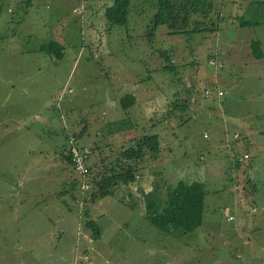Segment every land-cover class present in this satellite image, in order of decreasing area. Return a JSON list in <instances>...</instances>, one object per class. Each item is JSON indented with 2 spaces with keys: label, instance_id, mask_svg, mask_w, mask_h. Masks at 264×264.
<instances>
[{
  "label": "rangeland",
  "instance_id": "rangeland-1",
  "mask_svg": "<svg viewBox=\"0 0 264 264\" xmlns=\"http://www.w3.org/2000/svg\"><path fill=\"white\" fill-rule=\"evenodd\" d=\"M95 1L0 0V264H264V57L247 43L264 40V1L212 0L215 30L159 24L152 41V0H131L124 25L95 23ZM56 30L61 57L45 50ZM125 94L135 98L127 111ZM81 129L76 141L94 144L96 166L158 135L159 154L141 159L134 181L138 208L113 195L83 199L87 178L59 154ZM61 168L77 185L56 193ZM179 179L204 183L202 222L167 233L145 217L141 196Z\"/></svg>",
  "mask_w": 264,
  "mask_h": 264
},
{
  "label": "trees",
  "instance_id": "trees-1",
  "mask_svg": "<svg viewBox=\"0 0 264 264\" xmlns=\"http://www.w3.org/2000/svg\"><path fill=\"white\" fill-rule=\"evenodd\" d=\"M130 3L131 0H113L104 9L106 19L110 23L126 24ZM152 6L155 11L145 29V36L151 41L159 24H165L168 31L172 33L213 31L216 29L215 21L210 17L213 10L212 0H152ZM257 23L258 21L240 18L238 25L246 26ZM51 45H56L58 50L53 51ZM260 45L259 40L251 42L255 58H261L263 55ZM46 50L50 53L53 52L56 57L62 56L61 46L57 42L48 44ZM162 54L168 56L165 51ZM169 61L170 59L167 61V65H163V68L172 67ZM134 101L135 98L132 94H125L120 97V103L125 111ZM83 132L84 130L81 129L79 132L68 134L66 137L68 143L63 145L60 150L61 158L74 169H76L75 162L68 139L73 136L75 140L72 142L79 143L76 139ZM89 146L90 152L86 160V171L80 172L87 180L80 185L87 183V188H91V190L89 196H84L83 199L94 201L99 196L113 195L122 202L126 201L131 207L138 208L136 202L138 198L134 201L132 194L134 181L139 177L137 171L141 172V159L147 154L153 158L159 154L158 135L156 133L140 135L135 139L134 144L119 151L114 163H105L101 159L102 164L100 166L88 164V158L94 149L93 145L90 144ZM76 185V182L72 181L71 184L69 182L60 193H65L68 190L67 187L75 189ZM161 187L154 183L149 191L141 196L143 212L149 222L167 233H173L179 229L184 232L192 231L201 224L206 194L205 185L201 180L179 179L174 185H166L164 192ZM72 197L76 199L77 195L72 192ZM85 223L92 230L94 237H97L100 228L93 219L88 218L87 214Z\"/></svg>",
  "mask_w": 264,
  "mask_h": 264
},
{
  "label": "crops",
  "instance_id": "crops-1",
  "mask_svg": "<svg viewBox=\"0 0 264 264\" xmlns=\"http://www.w3.org/2000/svg\"><path fill=\"white\" fill-rule=\"evenodd\" d=\"M112 1L113 0H97V1H95V3H96V7H95V10L93 11V21L95 22V23H100V22H103L104 23V20H103V18L105 17V14H104V9H105V7L106 6H108V5H110L111 3H112ZM255 1H258V0H255ZM261 1H264V0H261ZM149 5H150V7H151V9H152V14L149 16L150 17V20H151V18H152V15H153V13H154V11H155V8L149 3ZM132 7V6H131ZM83 9H84V6L83 5H81V6H79L78 8L77 7H73L72 8V11L73 12H76V13H81L82 11H83ZM136 14H137V17H136V19L138 18V12H136ZM135 14V15H136ZM106 18V17H105ZM135 19V20H136ZM109 22V21H108ZM111 24V23H110ZM56 38H55V40H49V43L48 44H51L52 42H57L60 46H61V52L63 51V45H62V42H61V39H62V32H60V31H58V30H56ZM253 40H249V41H247V43H248V46H249V49H250V54H251V57L252 58H255L254 57V54H253V52H252V48H251V42H252ZM260 41V47H261V50H262V52H263V55H262V57L261 58H263L264 57V51H263V45H264V40L262 39V40H259ZM48 44L45 46V50H46V47L48 46ZM52 46V45H51ZM52 50L53 51H57L58 50V47L55 45V46H52ZM47 51V50H46ZM48 52V51H47ZM52 54H54L53 52H52ZM62 54V53H61ZM56 56V55H55ZM130 107V106H129ZM62 123H64L63 121H62ZM78 131V130H77ZM85 132V131H84ZM69 134V133H68ZM67 134V135H68ZM84 134V133H83ZM83 134H81V136L79 137V138H82V136H83ZM67 135H66V137H67ZM65 137V138H66ZM78 138V139H79ZM89 144H91L90 142H88ZM91 145H93L94 146V144H91ZM59 154H60V151H59ZM57 170H59L60 172H61V174H62V183H60V187L56 190V193H60L62 190H64V188H65V186H67L68 184H69V182L71 181V179L70 180H68L67 178H65L64 177V170H63V168H61V169H57ZM51 171H53V170H50L49 172H51ZM53 179H50V181H52ZM73 181V180H72ZM72 181L70 182V183H72ZM74 182V181H73ZM61 201V200H60ZM62 201H64V200H62ZM61 201V202H62ZM239 207H240V204H239ZM231 213H233V212H231ZM83 247L85 248H87V246L86 245H83Z\"/></svg>",
  "mask_w": 264,
  "mask_h": 264
},
{
  "label": "built area",
  "instance_id": "built-area-1",
  "mask_svg": "<svg viewBox=\"0 0 264 264\" xmlns=\"http://www.w3.org/2000/svg\"><path fill=\"white\" fill-rule=\"evenodd\" d=\"M210 64L215 65V66H220L221 63H217L214 59H210L208 61ZM205 93H208L209 90L205 89L204 90ZM203 136L206 137L207 133L204 132ZM234 137H238L237 133H234ZM74 139L73 136L70 137L69 139V143L71 144V152L73 155V160L75 162V168L81 172L84 173L86 171V160H87V156L90 152V144L88 143H74L72 142ZM249 157V154L247 152H244L243 154H241L240 156H238L237 161L239 162H243L245 159H247ZM88 187L87 183H84L81 185V188L86 189ZM252 210H255V208L253 207ZM235 218V214L234 213H227L226 215V219L227 220H232Z\"/></svg>",
  "mask_w": 264,
  "mask_h": 264
}]
</instances>
